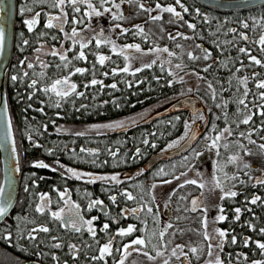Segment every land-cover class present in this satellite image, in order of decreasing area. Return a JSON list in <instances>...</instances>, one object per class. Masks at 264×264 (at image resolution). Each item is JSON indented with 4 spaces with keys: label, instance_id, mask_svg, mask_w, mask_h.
<instances>
[{
    "label": "snow or ice",
    "instance_id": "obj_1",
    "mask_svg": "<svg viewBox=\"0 0 264 264\" xmlns=\"http://www.w3.org/2000/svg\"><path fill=\"white\" fill-rule=\"evenodd\" d=\"M249 3L252 0H248ZM223 4V0H221ZM33 4L40 6V11H35L34 8L21 7L19 9L21 15L23 16L26 13H31V17L23 20V24L26 26L28 32H33L36 25L40 23L42 14L47 16V23L45 24V28L47 29H58L60 33H63V40H67L71 42V47L64 48L63 43H61V48L57 49L55 45L52 46L47 52L44 51V46L41 44L39 47L34 48L35 55L33 60H30L29 57H24L18 61V66L20 71L15 75H11L8 79L12 82L13 85L17 83H24L26 92L23 96H18V99L23 100L26 96L29 103L24 109L27 112L29 109L33 108V104L31 101L36 100L38 93H42L44 97L47 99H39L36 100L37 103L41 105H46L50 108L60 109L63 106V103L68 101L71 97H84L85 91L78 90L81 85H78L76 82L72 80V77L80 74L81 76L86 73L90 74L92 78L87 82L83 83L82 87L87 90L90 86L95 85H103V80H98L95 78L96 76V68L97 64L100 66H104L106 62L111 61V56L100 54L98 52L93 53L95 57L96 63H93L91 68L87 67H75L73 61H87L88 56L86 54V49L89 48L90 45H93L96 49H100L102 46H108L110 51L114 54L122 56L125 60V66L122 68H113L111 69V73L115 75L117 72L120 73H129L130 69L132 71V75H135L138 72H141L143 69H150L157 63L156 59H153L150 63H144L142 67H132V61L138 59V57L131 56L127 54L129 50H135V53H139L141 55H148L151 53H167L168 56L175 57L177 54L173 51H170L167 46L161 48L159 46H153L148 48L147 50L142 49L139 43H127L122 46H117L116 42L110 38V36L106 35V29L103 27L100 28L99 31L95 32L93 37L88 40H84L81 33L83 29L78 30L77 27H72L71 32H66L64 25L67 23H71L73 25L83 24L85 18H104L106 15L110 16L111 20L114 22L112 26V31L120 30V35L128 34L132 32L133 35H139L147 40V36L144 31V27L141 24H134L129 27H124L121 23H115L117 21H124L128 19L127 16V8L122 10V5H133L138 10L149 13V19L153 22L161 21L163 19L162 15H151V13L159 10L160 13H168L172 17L176 18V20L183 21L184 24L187 25L188 28L195 30L197 25L195 23H190L184 20V13H190V8L185 6L182 3V0H175L174 4L171 5H162L160 2L155 4V8L147 7L145 3L141 2V0H97L94 3V0H33ZM82 5H86V8H82ZM110 5V6H109ZM66 6L71 10V13L79 14L83 13L82 16L72 15L70 17L69 11H66ZM177 6H179V11L177 10ZM220 6V5H218ZM233 7H242L244 6V0H241L239 4L231 5ZM58 9L57 14H53L51 11H46V9ZM115 9V11H114ZM11 4L9 0H0V55H3L5 49V42L7 38V28L6 24L8 18L10 16ZM195 12L197 15L201 14V9L196 8ZM70 17V18H69ZM254 19V18H253ZM261 19H264L262 17ZM171 22V21H170ZM89 27V25H85ZM243 29L247 30L250 28V24L246 21L242 22ZM135 29L133 32L132 30ZM229 32L234 33L235 36L230 41H225V45H232L235 47V50L243 54V56L251 62L250 65H246L243 60H231V63H239V67L235 68V72L232 73V77L237 81V89L235 94V100L230 101L220 98V102L217 103V92L215 87L213 86L212 81L206 80L205 77H200V79H204L206 82V94L213 102V106L216 109H223L219 115L213 113L215 120L224 121V127L220 128L215 121L212 122V127L209 130L212 135L206 134L204 136V140L207 142L205 147L208 150H214L217 161L215 164V172L212 174L209 180H204L202 174L200 172H196L195 178L188 179L186 172H181L179 177H175L176 180H180L181 177H185L183 183L179 185L180 188H183L185 185H195L199 189H201L200 196L193 197L190 200L191 208L186 209L191 212H201V216L199 218L201 225V235H202V243L204 244L203 248L198 246L190 247L188 251H185L186 245L183 244H175L171 247L169 252V245L172 244V241L166 239L167 236H175L176 231L182 232L183 229H176V226L172 222H168L164 225L158 232L149 230L147 219L140 220L139 213L146 212V215L152 216L153 221L158 223L155 214L153 213V208L149 206L147 203L140 204L138 207L131 209H121L120 215L127 217L129 215L135 216L138 221H140L142 227H137L136 224H128L127 227H118L115 234L109 236L106 242L101 243L98 238L97 227L95 226V221L100 219L99 216H92L89 219H85L84 216L81 215V207L78 203L71 201L68 189H64V191H60L58 188L54 189L56 191L59 200L56 202H63L64 207H59L57 211L51 210V205L53 203L51 197L48 193H39L38 200L39 203L35 205V212L41 215H44L46 212L50 213L51 217L56 220L62 221V226L69 227L72 231L76 233L82 232L85 228L87 233L91 235L93 240L95 241V251L96 254L88 257V259L92 262H96V264H109V259H111L112 264H143V262L138 259L139 257H143L144 260L148 262H152V264H156L159 260L160 264H172L173 259L176 264H191L190 261V253L196 256V259H200V255H204L206 253L207 259H205L204 264H225V259L223 257V252L226 244L238 245L241 240L244 246H248L250 243L255 245V250H258L262 254H264V239H253L252 237H241L238 239L235 234L234 229H221L219 227H215L214 225L218 222H223L228 219V217L224 214L225 208L222 204L215 205L218 214L214 217L212 221V225H209L208 219V206L205 203V192L207 189L209 193L215 192L219 190L221 193L219 199L224 201L226 198L234 199L237 196L244 195L243 204L245 207H235L233 209L234 220L239 221L241 218L242 211L243 212H251L252 210L247 207L248 204L256 205L258 202L261 206H264V197L260 195L252 194L251 198L245 195L242 192H238L234 189L237 187V183L240 186L246 187L251 186L255 188L257 185L264 188V165H261L260 174L252 175L253 171H256L254 165L249 162L248 159L257 154L264 155V79H257L259 73L255 71L252 72L251 77L243 76L237 77L236 73H240L243 69L250 67L252 65H258L264 67V59L258 58L257 55L252 54V50L250 47H240L237 46V40L245 42V44H250L252 41L250 40L249 35L246 34L245 31H238L236 28L229 29ZM24 33L21 32L20 36L23 37ZM48 35L47 32L41 31L37 34V42H39L42 38ZM176 36H181L184 39H191V37L184 36L183 33L177 32L175 35L168 33V38L175 40ZM52 40H59L60 37L52 36ZM261 46H264V34L259 36L258 41H255ZM23 45H29L30 41L27 39L22 40ZM78 46V51H74ZM217 47H221L218 43ZM176 48H182V45L177 44ZM196 48H201V45L197 44ZM23 51V48H21ZM203 57L194 55L192 51L187 52V57L189 60L196 61L199 59H204L207 61L211 57V53L204 49ZM221 51L223 48L221 47ZM260 52L264 53V47L260 48ZM50 55L51 57H57L59 63H49L40 58V54ZM69 53H73L71 58L69 57ZM215 62V61H214ZM171 59L164 62V64H171ZM164 64L161 65V71H164ZM3 65L0 63V68ZM175 69L183 70L185 67L181 63H177L174 65ZM212 65H207L203 71L207 72ZM223 67L227 68L228 64L225 63ZM50 68H55L57 70L55 78L49 75L48 70ZM39 69V71H37ZM31 70V73L28 71ZM67 70V74H61ZM170 75H174V73H169ZM199 76V73H193ZM103 76H108L109 72L105 71L102 73ZM157 81L160 80V77H154ZM252 80L256 91L253 92L252 89L249 88L248 82ZM180 80H183V77H180ZM143 81H139L138 83H142ZM169 86H171L172 81L169 80L167 82ZM229 84L232 83L230 79L228 81ZM3 81L0 80V151L8 153L9 158L15 159V167L11 169V171L20 172L21 165L19 159V152L17 147V140L14 134V124L13 119L10 115V105L5 99V96L2 92ZM239 86H243L242 88ZM111 88L115 89L117 85L115 83L110 85ZM131 87V84H129ZM223 89V85H221ZM189 92L192 89H188ZM225 91H227L225 89ZM251 97V99H250ZM234 102L237 105V110L233 115L236 117L235 120H231L229 117V113L227 111L229 103ZM117 107L120 105L117 104ZM81 108H85L86 105H81ZM38 113H42L46 115L45 107L41 106L34 109ZM79 111V109H77ZM209 112H212V109H208ZM56 116H60V112H56ZM260 118V122H256V118ZM177 120L180 117H176ZM204 120L205 116L199 110L192 118L191 122H185V128L187 131L185 132V136L189 137V142L195 140L197 138V132L194 130V125L196 120ZM25 122H27V117H25ZM53 125H55V120L50 121ZM131 126H135L136 121H130ZM129 123L124 120H115L110 123L105 124H94L91 125V129L96 130L97 135H101L102 133L99 131L100 129L106 130H116L123 129L127 130ZM241 126H245V130H241ZM42 128L46 131L48 128L47 124L42 125ZM56 132L66 131L65 129L57 126ZM75 136H85L86 132L84 131H76L73 133ZM254 136H258L260 142L257 139H254ZM23 137V133H22ZM27 139L32 141L36 147H41L40 144L36 143L31 134L27 135ZM183 139V137H181ZM142 143L145 145L149 144V140L147 138L142 140ZM176 142L173 144H169V148L173 147ZM155 147V144L151 145ZM253 146L257 150L253 151ZM221 150H223V155ZM49 154L52 153L51 149L47 150ZM75 151V150H73ZM85 151H89L91 154V150H86L84 148L80 149V152L83 153ZM140 148H136L135 154L140 153ZM111 156L115 157L116 152H110ZM196 155H200L199 153H195ZM187 159V158H185ZM95 163V161H92ZM56 164L59 167H55L48 163H45L43 160H35L31 162V166L39 169H51L53 172L59 171L60 169H64V166L59 164V161H56ZM232 166L235 170L232 174L225 171L226 168ZM66 173H70L72 177L77 180H81L87 178L88 183H96L97 181L104 182L106 184H112L113 186L121 185L124 181L120 178L119 174H111V175H98L93 174L91 172H80L74 168L68 167L65 169ZM144 170H140L142 173ZM138 175L140 173H137ZM163 174V169L158 171L156 175ZM241 175L246 177L247 179H241ZM9 184L11 185V178L7 177ZM39 179H44V177H39ZM163 183L168 184L171 183L169 180H164ZM33 185H35V180H33ZM155 188L156 185L153 184L151 186ZM25 192H29V187L25 185ZM107 191V189H105ZM175 194V193H173ZM91 195L90 193L88 194ZM119 195L126 200H136V197L133 196L132 192L124 189L119 192ZM108 199L111 201L113 205L117 203V195H109ZM182 199H187V197H182ZM152 200L155 201V197H152ZM12 206L11 195L8 194L5 196V188L3 185H0V219H3L9 214V208ZM100 207L105 215H108V212L104 209V201L96 198L90 199L87 205V210L91 211L93 208ZM67 209V213H66ZM255 213H253V216ZM24 219V218H21ZM113 222L119 224V221L112 218ZM180 218L177 217V220ZM32 223H35L34 221ZM249 228H251L254 232L258 233L260 236H264V227L257 228L254 224L250 222H245ZM170 229H176L172 232H169ZM110 231V222L106 221L103 223L102 227H100L99 232L108 234ZM50 228L44 224H38L35 227H32L28 232L27 236L24 237L21 234L22 238L36 241L39 233H49ZM141 232V235H136L134 238H131L125 243L119 244L117 246L114 242L116 241V236L120 238L124 237H132L134 233ZM230 237V239H229ZM0 239L9 241L10 243L13 240V233L9 231L7 234L0 235ZM51 240L54 242L51 244V247L54 249H61L65 245L62 243L56 242L58 241V237L52 236ZM155 240V243L153 242ZM69 252H71L75 257H78L81 253L77 249L75 244L67 245ZM86 247L91 248L92 245H86ZM151 249V252L149 251ZM154 253V254H152ZM133 254H136V259H130L133 257ZM199 254V255H198ZM36 255H43L41 252H37ZM231 256L232 253H228V262L227 264H231ZM54 260H57V264H59L58 258L53 256ZM247 260V257H245ZM63 264H67V261H64ZM250 264H264V260L253 259Z\"/></svg>",
    "mask_w": 264,
    "mask_h": 264
},
{
    "label": "trees",
    "instance_id": "obj_2",
    "mask_svg": "<svg viewBox=\"0 0 264 264\" xmlns=\"http://www.w3.org/2000/svg\"><path fill=\"white\" fill-rule=\"evenodd\" d=\"M143 3L146 4L147 7L155 8V4L157 2H160L162 5H171L175 3V0H141ZM182 3L185 4V6L190 8V13H184V20L188 21L190 23H195L197 25L196 29H190L187 27L186 24L183 23V21L176 20V18L172 17L168 13H160L159 10H156V12L160 13L159 15L163 16V20L170 21L173 20L175 24L177 25V28L181 33L184 34V36L191 37V39H184L181 36H176L175 40L169 39L164 43H159L155 39L156 37H150V35L146 34L147 36V42L144 46L145 49H148L150 47L159 46L161 48L167 46L170 51L175 52L177 55L175 57H172L174 63H181L184 65H187L193 70L198 71L202 74L203 77L206 78L208 81L213 82V86L216 89L217 92V103L220 102V98L234 101L235 100V94L237 89V81L235 78L232 77V73L235 72V68L239 67V63H231V60L235 59L237 61L243 60L246 65H250L251 62L248 61L243 54L238 53L235 50V47L232 45H225V41H230L235 36L234 33L229 32V29L236 28L238 31H245L247 35H249L250 40L252 43L245 44V42L238 41L237 40V46L245 47L248 46L252 50L253 55H257L258 58L264 59V53L260 52V48L264 47L259 45L258 43H255V41H258L259 36L261 34H264V19H261L264 17V7H261L259 9H254L246 12H239V13H222L216 10L207 9L202 6H200L195 0H182ZM196 8L201 9V14L197 15L195 12ZM177 10L179 11V6H177ZM115 11V9H114ZM147 13V12H146ZM149 14V13H147ZM151 15H154V12L151 13ZM168 16V17H167ZM254 18V19H253ZM151 21V20H150ZM148 21V23L150 22ZM248 22L250 24V28L245 30L242 27V22ZM18 20L16 21V33H15V40H14V51L12 54V58H14L12 62V65L10 66L9 73H16L17 70L15 68H18V54L23 57L24 55L32 54L34 51V48H36L40 41H46L50 44L53 43H59V41L56 42V40H52V36L60 37V34L56 33L53 30L45 29L44 27H40L39 31L29 33L27 30H24V28L21 27V25H18ZM139 24V23H138ZM145 23H141V25L144 27ZM134 25L131 23L129 25V28ZM41 31L47 32L48 36L42 38L39 42H37V34ZM133 32L135 29L132 30ZM23 32V37L20 36V33ZM127 38L130 43L131 42H139L136 41L138 35H133L132 32H129L128 34L122 35V38ZM27 39L30 41L29 45L22 44V40ZM144 40V38H143ZM187 44L189 50L194 53V55L203 57L204 55V49H207L211 53V57L205 61L204 59H199L196 61L189 60L187 57V52H182L181 48H176L177 44ZM220 44L223 48V51H221V47H217V44ZM201 45V48H196V45ZM24 47V48H23ZM20 48H23V51H19ZM183 53V54H182ZM73 55V53H71ZM15 56L17 58L15 59ZM90 55H88V58ZM95 61V60H94ZM215 61V62H214ZM75 67H87L91 68V62H88L82 66L78 65L77 63L73 62ZM94 63V62H93ZM96 63V61H95ZM227 63L228 67L225 68L223 65ZM211 64L212 67L209 68L207 72H204L203 69ZM107 65L111 66V69L114 68V63H111L108 61ZM161 65H154L153 70H144L139 76H137L136 83L131 81V78L129 79L130 75L125 77L123 80H120V76L118 78L112 79L107 76H103L102 73L105 71L109 72V75L111 74V69H108L106 65L100 66L97 65L96 68V79H103V83L105 84L103 87L101 85H95L90 86L87 90H85V96L84 97H73L72 100L66 101L63 103L62 108L56 109V111L60 112V117L56 116V112L54 110H49L46 112L49 115H52V119L55 121H69V122H99V121H108L111 119L121 118L124 116H128L134 111H138L140 109H143L144 107L156 102L160 98H168L171 96H174L179 91L175 90L172 87L165 86L164 84L167 82V80H163L162 88L160 89L159 81H156L154 77L162 75L163 77H167V75L170 76L168 70H166V64L164 65V71H161ZM152 68V69H153ZM158 71V73H157ZM255 71L256 73H259V76L257 79H264V67L258 66V65H252L250 67H247L243 69L240 73H236L237 77H243V76H249L251 77L252 72ZM49 75H56L57 70L54 68H50L48 70ZM62 74V73H61ZM117 75V74H116ZM115 75V76H116ZM114 76V77H115ZM171 77V76H170ZM92 76L88 73L81 76L80 74H77L72 77V80L76 82L78 85H83V83L90 80ZM232 80V83L229 84L228 81ZM130 81L131 87H129L128 82ZM139 81H143L142 83H138ZM204 83L202 87L198 90V95H200L203 99L206 100V102L212 107V112H210V126L207 130L208 133H210V129L212 127V122L215 121V123L220 127H224V121L221 120H215V117L213 116V113H216L219 115L223 109H216L213 106L212 100L209 98V96L206 94V82L203 79ZM115 83L117 87L115 89L111 88L110 85ZM221 85H223V89L221 88ZM248 86L250 89H252L253 92L256 91L255 85L253 81L250 79L248 82ZM243 87V86H239ZM25 89L24 83H17L14 87L9 86L8 84V96L10 101V108H11V114L14 124V131L16 135L18 150H19V157H20V163H21V183H20V192H19V200L16 208L8 218L7 222L0 226V235L7 234L9 231L13 233V240L10 243L9 241H5L0 239V254H6L5 255H11L14 259L23 261L25 259H28L29 257L36 256L37 252H40L42 248H45L46 246L51 247V244L54 243L51 240L52 236L58 237L59 243H62L65 245L61 249H56L61 254L60 259L63 261L64 259L70 261L72 259V254L67 251L68 247L67 245L70 244L71 241H74L79 244H87V245H93L95 241L91 237L89 233L87 234H80L82 236H79L78 233H71L67 230H64L61 223L57 221L56 219L49 217V214L41 215L39 213L35 212V205L36 203H39L38 195L39 193H48L51 197L53 203L51 205V209L55 210L58 207L61 206L62 203L59 202L57 204L56 202L59 200L58 195L54 189H59L60 191L63 190V188H67L71 191L74 198L79 199L82 203L88 204L89 200L87 198L89 197V193L94 196H102L101 194V187H99V184L92 185L91 183H88L87 181L81 182L73 179H69L66 177H63L62 175L58 174V172L50 171L49 169H39L34 168L31 166V162L35 159H41L44 158L45 160L49 161V159H57L59 162H63L66 165L75 166L80 169L89 170V171H96V172H114V171H124L128 170L130 168L129 165L126 166H117L112 164L109 159L107 158L108 153L107 149L104 147H101V144L96 140V138L91 136H68V135H60L58 133L53 132L55 128L53 126H50L51 123L49 121H52L48 118H45L42 113L36 112L33 109H29L27 112L24 111L29 101L27 100L26 96L23 100L18 99V96H23L25 92H22V90ZM225 89L227 91H225ZM14 90H17L14 92ZM20 90V91H19ZM159 96V97H158ZM46 97L43 96L42 93H38L36 100L43 99ZM251 99V97H250ZM19 100V102H18ZM36 103V105L33 104L34 107L37 108L38 103L34 100L31 101ZM119 104L120 106L117 107L116 105ZM81 105H86L85 108H81ZM79 109V111H77ZM237 110V105L234 102H230L228 106V113L231 120H235L236 117L233 115ZM38 115L39 117L35 118L37 120H32L31 117ZM184 116V115H182ZM25 117H27V122H25ZM176 115H173L172 117L160 119L158 121H155L154 124L151 126L145 127L143 130L151 131V128L153 126H156L157 124L161 123L163 124L161 129V132H165L167 129H169L171 126L166 124L169 121H172L176 119ZM64 118V119H63ZM174 122V121H173ZM256 122H260V118H256ZM47 124L48 128L45 131L42 128V125ZM178 127L180 129L179 133L177 135H180L182 133V124L181 121L178 122ZM241 130H245V126H241ZM206 132V133H207ZM23 133V137H22ZM136 133V132H135ZM138 133V132H137ZM31 134L33 136V139L36 141V143L40 144L41 147H36L32 141L27 139V135ZM133 133H130L128 135L126 134H117L115 136H111V138H108V140H120L129 137ZM176 135V136H177ZM261 135H264V133H261ZM176 136H171V138H176ZM254 139H257L258 142V136H254ZM74 141L75 146H69L70 143ZM127 143L124 144L128 148L129 141L126 139ZM100 142H102L100 140ZM112 144V141H107L106 145L110 146ZM81 146H94L99 147L103 151V155H100L102 157V160H98L97 157L79 154L78 147ZM48 149L52 150V153L49 154L47 151ZM75 150V151H73ZM121 151H126L125 148L122 146ZM253 151L256 152L257 150L253 146ZM122 153V152H121ZM75 156L73 157V155ZM124 153H122L123 155ZM129 155V153H128ZM71 158H69V157ZM82 157L84 160L78 161V158ZM132 156H129V159ZM255 157L260 159V155L257 154ZM92 161H95L93 163ZM104 163L106 166H104L102 163ZM259 162V161H258ZM131 164V163H130ZM256 171L252 172V175H259L260 174V168L261 165H263L261 162L253 164ZM242 176V175H241ZM0 177H1V160H0ZM39 177H44V179H39ZM165 177V176H164ZM242 179V178H241ZM33 180H35V185H33ZM27 185L29 187V192L24 191V187ZM236 190L238 192H242L245 195L251 198L252 194L260 195L261 197H264V188L257 185L255 188L251 186L242 187L237 183ZM244 201V195L237 196L234 199H228L226 198L224 201H222V205L225 208V215L228 217V219L224 222H222L223 229L233 230L235 231V234L237 235L238 239L241 237H252L255 239H264V236H260L258 233L254 232L251 228L247 226L245 222H250L254 224L257 228L264 227V206H261V204L258 202L256 205L248 204L247 207L250 208L251 212H243L241 214V218L239 221L234 220V214L233 209L235 207H241L242 210L245 207L243 204ZM253 213L255 215L253 216ZM24 218V219H21ZM35 223H32V222ZM7 224L6 227H4ZM38 224H46L50 228L49 233H39L38 238L36 241H31L25 238L21 237V234H23L24 237L27 236V232L32 228L35 227ZM112 232L110 229L109 233ZM102 238H99L100 241L105 240L106 235H102ZM230 239V237H229ZM85 251H89L88 249H85ZM68 252V253H67ZM228 253H232L231 256V264H250L251 260L253 259H259L264 260V254L259 252L258 250H255V245L249 244L247 247L244 246L242 240L238 245H231L226 244L223 252V257L225 259V264L228 262ZM247 257V260L245 259ZM43 258V257H42ZM84 255H79L78 259L85 260ZM44 260V259H43ZM191 264H204V260H200L197 262V259L195 258L193 260L192 256H190ZM64 262V261H63ZM62 262V263H63ZM81 262V261H80ZM85 263V262H84ZM70 264L72 262L70 261Z\"/></svg>",
    "mask_w": 264,
    "mask_h": 264
},
{
    "label": "rangeland",
    "instance_id": "obj_3",
    "mask_svg": "<svg viewBox=\"0 0 264 264\" xmlns=\"http://www.w3.org/2000/svg\"><path fill=\"white\" fill-rule=\"evenodd\" d=\"M95 2H97V0H94V3ZM21 7L34 8L35 11H40V6L33 4V0H22L20 3H18L16 10H15V18H14V20H15V31H16V21L17 20L19 21L18 25H21V27L24 28V30H27L26 26L23 24V20L30 18L32 15L31 13H26L22 16L20 11H19V9ZM81 7L86 8V5H82ZM125 8H127L126 14L128 16V19H126L124 21H117L115 23H121L124 27H129V25L131 23H133V24L145 23L144 24L145 34L150 35V37L155 36L156 37L155 40L157 42H159L160 44L164 43L168 40V33L175 35L177 32H180L179 29L177 28V25L175 24V22L173 20H170L171 21L170 22V21H165L162 19L161 21L153 22V21H150L149 14H147L144 11L138 10L135 6H133V5H122V10ZM46 11H51L53 14H57L59 10L58 9L53 10V9L48 8V9H46ZM66 11H69L70 17L72 15H76V16H82L83 15V13H79V14L71 13V10L67 6H66ZM219 12H221V11H219ZM222 13H225V12H222ZM159 14L160 13H158L156 11L154 12V15H159ZM42 17H45L44 20L47 23L46 15L42 14ZM42 17H41L40 23L36 25L33 32L39 31L40 27L45 26L44 21L42 22ZM148 21H150V22L148 23ZM113 23L114 22L111 20L110 16L106 15L104 18H91V19L85 18L83 24L75 25V27H77L78 30L81 29V27L86 28L85 31H86L87 37H86L85 41L88 39H91L93 37V35L95 34V32L99 31L100 28L103 27L104 29H106V35L109 36V34H110V38L116 42L118 48H119V46L130 43L128 40H126L127 38H124V37L122 38V35H120V30H116L114 32L111 30ZM85 25H89V27H86ZM65 26H66L65 31L69 32V33L71 32V28L74 27L71 23H67V24H65ZM57 31H58V29H57ZM15 33L16 32H14V34ZM60 38L61 39L56 40V42L59 41V43H57V44L53 43L51 45H49L48 42L42 40L39 42L38 47L41 44H43L45 52H47L49 49H51L53 45H55V47L57 49H60L61 43H63L64 48L71 47L70 41L63 40V33L60 34ZM14 40H15V35H14ZM136 41H139L137 43H139L141 45L142 49H145L144 46H142V45H146L147 40L146 41H145V39L143 40V37L138 35ZM131 43H135V42H131ZM13 49H14V44H13ZM13 49H12V53L14 51ZM78 50L79 49L77 46V48L74 49V51H78ZM145 50H147V49H145ZM180 50L182 52H187L189 50V48H188L187 44L184 43V44H182V48ZM19 51H21V48ZM85 51H86L87 56L90 55V57L88 59H89V62H91V64H93V62L95 63V61H94L95 57L93 56V53L98 52L100 54L111 56L110 62L114 63V68L119 69V68H122L125 66L126 62H125L124 58L122 56H119L117 54L112 53L108 46H102L100 49H96L94 46V43H93V45H90L89 48L86 49ZM127 54H130V57L131 56L138 57V59H135L132 61V67L133 68L142 67V65L144 63H150L153 59L157 60V63L155 65L164 64L165 61L171 59L172 63L170 65L169 64H166V65L164 64V65L166 66V70H168L169 73L170 72L174 73V75H170L171 77L169 75H167V77H163L162 75H159L156 77H160V80H159L160 89L162 88L161 86L163 85V80L165 79V80H167V82L169 80L172 81L171 86H169V84L167 82L164 84L165 86L172 87L179 92L177 94H175L174 96L169 97V99L163 100V98H160V100L158 99L156 102L144 107L143 109H140L138 111H134L131 114H129L128 116H124V117H121L119 119H115V120H124V121L129 123V126L127 127V131L125 134L126 135H128L130 133H133V134L129 135V137L124 138V139L108 140V138H111V136H115L117 134H120V133H114V131H116L118 129H116V130L100 129L99 131L102 134L97 135L96 130L91 129V127H90L91 125H94V124H105V123H110V122L115 121V120L99 121V122L55 121V125H53L51 123L50 126H53V128H55V129L57 126H59V127L66 130V131H62V132L58 133L54 129L53 132L58 133L60 135L64 134V135H68V136H75L73 133L76 131L86 132L85 136H91V137L96 138V140L101 144V147H104L105 149H107V153H108L107 158L109 159V161L112 164L117 165V166H126V165H130V163H135L136 169H134V170H136V173L134 175H132V178L126 179L127 180L126 181V180H123L121 178V174L123 172H126V171H131L132 169H128V170H124V171L119 170V171H114V172H96V171H89V170L86 171L84 169H80V168H77L75 166L66 165L63 162H59V164L63 165L64 169H60L59 172L58 171L57 172H58V174H60L62 176L65 175L66 178L73 179V180H77V179H75L74 177L71 176L70 173H66V171H65V169L68 167L74 168L80 172H91L93 174L99 173L98 175H111V174H119L120 175V178L124 181V183L121 185H116L115 193H116L118 188L120 189L119 192L124 190V189H127L128 191L132 192L133 196L136 197V200H126L125 198L121 197L120 195L118 196L117 194H114V195H117V203L115 205L109 204L111 207V210H110L108 216H110V219H111L110 229L112 230V232L108 233L109 236L112 234H115L118 227H123V226H121L122 224L126 225L125 227H127L128 224H136L137 227H142L140 221H138L135 216L129 215L127 217H124V216L120 215V212H121V209H125V208L131 209V208L138 207L140 204L147 203L149 206H151L153 208V213L155 214L157 220L159 221L158 223H155L153 221L152 216L146 215V212L139 213L141 221L144 219H147L149 230H153V231L158 232L168 222H172L176 226V229H183L182 232L176 231L175 236L169 235L166 237V239L172 241V244L169 245V252H170L171 247L174 246L175 244L186 245L187 247L185 248V251H188V249L190 247H194V246H198L200 248H203L204 244L202 243V235H201V231H200L201 225H200V221H199V218L201 216V212L200 211L191 212V211L186 210V209L191 208L190 200L193 197L200 196L201 189H199L195 185H185L183 188H180L179 185L183 183V180L185 179V177H181L180 180H176L175 177H179L181 172H186L187 173L186 178H188V179L195 178L196 172L198 171L202 174V177L204 180H209L211 178L212 174L215 172V164L217 161V157H216L214 150L210 151L205 147V144L207 142L204 140V136L206 134L212 135L213 133H211V132L206 133L205 132L206 129H205L202 134L200 133L201 135L198 137V139L195 141V143L189 148L188 151H186V152H184V153H182V154H180V155H178L172 159L161 160L159 162H155L149 170H146L145 167H147L151 163V161L153 160L154 157L158 156V154H161L162 152L170 151V150L176 148L179 144H181L186 139L187 136H185V132L187 131V129L185 128V122L186 121L191 122L192 118L195 116L197 111L194 113H191L189 110H182V111H178L174 114L168 115L169 118L172 117L173 115H176L177 117H180V119L179 120L174 119L172 121L167 122L166 124L170 125L171 127L169 129H167L165 132H161L160 128L163 125L161 123L157 124L156 126H153V128H151V131H147V130H143V129L147 126L148 127L151 126L152 124H154L155 121H158L160 119H164L166 117L158 118L154 121H151L150 123H144V124L142 123L144 120L151 118V116L155 112L159 111L161 108H163L169 102H171L177 98L184 97V96H190V97L197 98L200 101V103L203 105L202 108L199 109V111L202 112L204 114V116H207V115L209 116L210 112L208 111V109L209 108L212 109V107L206 102L205 99H203L200 95L197 94L198 90L202 87V85L204 83L203 79H200L202 74L196 70L191 69L190 67H188L187 65H184V64H182L185 66L183 68V70L175 69L174 65L176 63H174L172 57L170 58L167 53H151L148 55H141L139 53H135L134 50H129V52ZM35 55H37L35 52H33L32 54H29V55H24L23 57H21V55L18 54V57H19L18 61L20 59H23L26 56L29 57L30 60H33ZM71 56H72L71 53H69L70 58H71ZM16 58H17V56H15V59ZM40 58L49 62V63H53V64L59 63V60L57 57H51L50 55H44L43 53L40 54ZM13 60H14V58L11 59V61H13ZM73 62L77 63L78 65L84 66L88 62V60L87 61H73ZM107 63L108 62H106V64H105L106 67L108 69H111V66L107 65ZM11 65H12V62H10V65H9L8 70L6 72V75H5L6 98H7L9 105H10V101H9V96H8V84L11 87H14L15 85H13L12 82L8 78L11 75H15V74H17L18 71H20V68L18 66V68H15L17 70L16 73H12V72L9 73ZM152 68L146 69V70L155 71V69L154 68L152 69ZM144 70L145 69H143L141 72L136 73L135 75H132V71L130 69L129 73L117 72L116 73L117 75L115 74L116 76L111 73L107 77L115 80V78H118L120 76V80H123L125 77L130 75L129 79L131 78V81L136 83L137 76H139ZM28 71L31 73V70H28ZM37 71H39V69H37ZM157 73H158V71H157ZM193 73H199V76H197ZM62 74H67V70H64V72ZM50 76L55 78V76H53V75H50ZM180 77H183L182 81L180 80ZM98 80H103V79L100 78ZM155 80L157 81V79H155ZM128 84H130V81L128 82ZM103 85H105V84L103 83ZM188 89H192V91L189 92ZM78 90L85 91V89L83 87H80ZM15 91H17V90H14V92ZM22 92H26V88L24 90H22ZM43 99L46 100L47 98L46 99L43 98ZM72 99H73V97L69 98L68 101H70ZM34 101L36 102V100H34ZM18 102H19V100H18ZM31 103L34 104V102H31ZM34 105H36V103ZM41 106H44L45 111H47V112L49 110H54V112H57L55 108H50V107H47L46 105H41L39 103H38L37 108L41 107ZM35 108L36 107L33 106L32 109L34 110ZM10 115L12 117L11 108H10ZM44 115L45 114H43V116ZM182 115H184V116H182ZM51 116L52 115H49V118H48V114H46V116H44V117L48 118V119L51 118L50 120H54V119H52L53 117H51ZM37 117H39V116L35 115L31 118H32V120H37V119H35ZM131 120L136 121L135 126H131V124H130ZM179 121H181L183 128H182V133L180 135H177L180 131V129L178 127ZM203 121L204 120L197 119L195 125L201 124ZM201 128H203V124H201ZM14 133H15V131H14ZM171 136H174V137L176 136V138H171ZM15 137H16V135H15ZM181 137H183V139H181ZM145 138H147L149 140L148 145H145L142 143V140ZM126 139L129 141L128 142L129 143L128 148L126 146H124V144L127 143ZM100 140L102 142H100ZM107 141H112V144L110 146H107L106 145ZM173 142H176L175 145L173 147L169 148V144H173ZM152 144H155V147H152L151 146ZM73 145L75 146L74 141H72L69 146H73ZM122 146L125 148L126 151H121ZM79 148H84L86 150H91L93 152L91 154H89L87 152H83V153L79 152V154L98 157L99 160H102V157L100 155H103L104 153H103L101 148L96 147L95 151H93L94 149L91 146H81V147H78V149ZM136 148H140V150H141L140 153L135 155V158H133L132 160H131L132 157L129 159V156L131 154H132V156H133V154H135ZM110 152H116V156L115 157L111 156ZM121 152L124 154L122 155ZM221 152L223 155V150H221ZM128 153H129V155H128ZM195 153H199L200 155H196ZM74 156H75V154L73 155V157ZM67 157H69V156H67ZM69 158H71V157H69ZM185 158H187V159H185ZM19 159H20V157H19ZM0 160H1V154H0ZM36 160H43L45 163H48V164L53 165L55 167H59V165L56 164L57 159H49V161H47L44 158H41V159H36ZM82 160H84L82 157L78 158V161H82ZM33 161H35V159ZM249 162L252 164H256V163L261 162L264 165V155H260V159L253 156L249 159ZM20 165H21V163H20ZM142 169L144 171L141 173L140 170H142ZM161 169H163V174L156 175V173L158 171H160ZM49 170L52 171L50 168H49ZM234 170L235 169L232 166H229L228 168L225 169V171L229 172V174H232V172ZM137 173H140V174L138 175ZM241 178L244 180L247 179L243 175L241 176ZM164 180H169V181H171V183L165 184V183H163ZM77 181L85 182V181H87V178L77 180ZM129 181H131V182H129ZM97 182L96 183L99 184V187H101V184H104L103 189L109 190V189L113 188L112 184H106V183L100 182V181H97ZM20 183H21V171H20ZM91 184H93V183H91ZM153 184L156 185L155 188L151 187ZM0 185H3L2 162H1ZM125 185H127V186H125ZM64 189L65 188H63L62 191H64ZM234 190H236V189H234ZM19 192H20V184H19ZM68 192L70 195L71 191L68 190ZM204 192H205V197H204L205 203L209 209L208 219H209V225L211 227V226H213L212 221H213L214 217L218 214V211H217L215 205L222 204V201L219 199L221 193L219 192V190H216L215 192L209 193L207 191V189H205ZM173 193H175V194H173ZM153 196L155 197V201L152 200ZM182 197H187V199H182ZM96 198L97 197L92 194V196H89L87 198V200L88 199H96ZM19 199L20 198H19V193H18L16 206L18 204ZM86 205H88V204H86ZM16 206H15V208H16ZM62 207H64V205ZM57 210H58V208L55 209L54 211H57ZM66 213H67V209H66ZM11 214H12V212H11ZM47 214H49V217L51 216L50 213L46 212V215ZM10 215H9V217H10ZM177 217H179L180 219L177 220ZM8 218L5 219L4 222H2L0 224V226L5 224L8 220ZM112 218H115V220L119 221V224L113 222ZM57 221L62 222L61 220H57ZM221 224H222V222H218L214 226L223 229V226ZM44 225H46V224H44ZM6 226H7V224L4 227H6ZM62 227L65 228L64 226H62ZM67 228H69V227H67ZM176 229H170L169 232H172ZM71 233H74V231L71 230ZM81 233L82 232L78 233V235L82 236V235H80ZM141 234H142L141 232H137V233H134L132 237H124V238H120L119 236H116V241L114 243L117 246H119V244L125 243L128 240H130L131 238H134L136 235H141ZM107 239L108 238L106 237L105 240L100 241V242L104 243V242H106ZM153 242L155 243V240ZM70 244H75L77 246V249L80 251L81 255H84V257H85V258H83L85 260H80V259H78V257L74 258L73 254L70 252L72 254V259H70L72 264H96V262H92L88 259V257L92 256L93 254H96L95 243H93L91 248L86 247L87 244H79V243H76L74 241H71ZM85 249H88L89 251L87 252V251H85ZM39 251L41 253H43V255H44L43 249H41ZM67 251H69V250L67 249ZM149 251L151 252L150 248H149ZM5 254H6V252H5ZM5 254H0V264H24L25 262H27L29 264L28 261L31 259H35V260L39 259L40 261L42 259H44L43 256H42L43 258L42 257L40 258V255L39 256L36 255L33 257H29L28 259H25L23 261H20V260H17V259H14L13 257H11V255H5ZM152 254H154V253H152ZM59 256H61V254H59L57 256L59 264H62L63 261H67L65 259L63 261H61ZM190 256H192L193 260L196 258V256L192 255L191 253H190ZM136 258H137L136 254H133V257L130 259H136ZM47 259H53V258H47ZM138 259H140L143 262V264H152V262H148V261L144 260V258L142 256L139 257ZM205 259H207L206 253L204 255H200V259L197 260V262H199L200 260L205 261ZM53 261L57 262V260H54V259H53ZM70 261H68V264H70ZM33 264H41V263L39 261H35ZM109 264H112L111 259H109ZM156 264H160V261L158 260L156 262ZM172 264H176L174 259H173Z\"/></svg>",
    "mask_w": 264,
    "mask_h": 264
},
{
    "label": "water",
    "instance_id": "obj_4",
    "mask_svg": "<svg viewBox=\"0 0 264 264\" xmlns=\"http://www.w3.org/2000/svg\"><path fill=\"white\" fill-rule=\"evenodd\" d=\"M197 3H199L202 7L212 10H217L221 12H243L248 11L250 9L258 8L259 6L264 5V0H252L251 3L248 2V0H244V6L242 7H233L231 5L233 4H239L241 1L238 0H223V4L221 3V0H195ZM9 3L11 4V10H10V16L8 18L6 28H7V38L5 42V49L3 55H0V63H2L3 67L0 68V80L3 81L2 85V92L6 98V87H5V75L8 70V67L11 62L12 57V49L14 44V32H15V10H16V0H9ZM220 5V6H218ZM0 15H3V13H0ZM202 104L200 101L195 97L190 96H184L181 98H177L171 102H169L167 105H165L163 108H161L159 111L155 112L151 118L144 120L142 123H150L151 121H154L161 117H166L168 115L174 114L178 111L182 110H189L191 113H194L202 108ZM207 126V121L204 123L203 128H201V124H196L194 126V130L197 132V138L195 140H192L189 142V137L187 136L186 139L179 144L176 148L162 152L161 154H158V156L154 157L151 163L145 167L146 170H149L155 162H159L161 160H169L172 159L186 151L189 150V148L195 143V141L198 139V137L204 132ZM127 130L118 129L114 131V133H125ZM113 133V134H114ZM201 133V134H200ZM15 134V133H14ZM16 138V137H15ZM18 147V145H17ZM19 152V151H18ZM89 153V151H85ZM91 153H93L91 151ZM1 154V162L3 167V186L5 188V196L8 194L11 195L12 200V206L9 208V214L4 217L3 219H0V224L4 222L5 219L9 217L11 212H13L18 198L19 193V184H20V172L11 171V169H14L15 167V159L9 158L8 153H5L3 151H0ZM136 173V170L126 171L121 174L122 179H130L132 178V175ZM7 177L11 178V185L9 184Z\"/></svg>",
    "mask_w": 264,
    "mask_h": 264
},
{
    "label": "flooded vegetation",
    "instance_id": "obj_5",
    "mask_svg": "<svg viewBox=\"0 0 264 264\" xmlns=\"http://www.w3.org/2000/svg\"><path fill=\"white\" fill-rule=\"evenodd\" d=\"M22 0H16V7H17V5H18V3H20ZM47 17V16H46ZM45 17H42V22L44 21V23L46 24V22H45ZM73 25V24H72ZM74 27H75V25H73ZM45 27V26H44ZM64 28L66 29V26L64 25ZM47 29V28H46ZM81 29H83V31H82V33H81V35H82V37L84 38V40L86 39V31H85V29L86 28H82L81 27ZM81 29H79V30H81ZM49 30H53V31H55L56 33H60L59 31H57V29H55V28H53V29H49ZM61 34V33H60ZM109 36H110V34H109ZM134 52H135V50H134ZM79 98H81V97H79ZM116 119H119V118H116ZM112 120H115V119H111V120H108V121H112ZM125 134V133H124ZM91 147H93V151H95L96 150V147H94V146H91ZM80 149L81 148H79V152H80ZM95 153V152H94ZM135 155H137V154H133V156H132V154H131V156H132V158H131V160L133 159V158H135ZM97 159L99 160V158L97 157ZM104 163H106V165H107V162H103L102 164L104 165V166H106ZM130 168L129 169H132V170H134V169H136V164L135 163H131L130 165ZM99 174V173H98ZM124 180V179H123ZM127 181V180H126ZM129 182H131V181H129ZM128 182V183H129ZM98 183V182H97ZM97 183H95V184H97ZM95 184H92V185H95ZM127 184V183H126ZM104 184H101V194L103 195V197L102 196H96L97 198H99V199H101V200H103L104 201V209L108 212V214H109V212H110V210H111V207H110V205L109 204H112L111 203V201L108 199V196L109 195H114V194H117L118 196H119V188L117 189V191H116V193H115V187L116 186H112L113 188L112 189H107V191H105V189H103V186ZM125 186H127V185H125ZM70 198H71V201H74L75 203H78L79 205H80V207H81V215L82 216H84V218L85 219H89V218H91L92 216H99L100 217V219L98 220V221H95L94 223H95V226L97 227V231H98V238H102L101 237V234L102 235H106V237L107 238H109V235L108 234H105V233H102V232H99V229H100V227H102V225H103V223L104 222H106V221H108V222H110V224H111V219H110V216H108V215H105L104 214V211L100 208V207H97V208H93L91 211H88L87 210V205H86V203H82L79 199H77V198H74L73 197V195H72V193L70 194ZM60 203H62L61 205L63 206V202H60ZM89 203V202H88ZM62 206H60V207H62ZM59 208V207H58ZM54 211V210H53ZM61 223V225H62V222H60ZM121 226H123V227H125L126 225H124V224H122ZM64 230H67L68 232H71V230H70V228H67V227H65V228H63ZM74 233H76V232H74ZM81 234H87V231H86V229L85 230H83L82 231V233ZM43 250H44V255H40V258L43 256L44 257V260L42 259L41 261L39 260V259H31V260H29L28 262H29V264H33L35 261H39L41 264H57V262H55V261H53V259H47V258H53V256H55V257H57L60 253H59V251H57L56 249H54V248H52V247H45V248H42ZM59 258H60V256H59ZM33 260V261H32ZM24 264H28L27 262H25ZM63 264V263H62ZM67 264H68V262H67Z\"/></svg>",
    "mask_w": 264,
    "mask_h": 264
},
{
    "label": "bare ground",
    "instance_id": "obj_6",
    "mask_svg": "<svg viewBox=\"0 0 264 264\" xmlns=\"http://www.w3.org/2000/svg\"><path fill=\"white\" fill-rule=\"evenodd\" d=\"M238 1H241V0H238ZM261 7H264V5H262V6H259L258 8H254V9H259V8H261ZM254 9H250V10H254ZM250 10H248V11H250ZM243 12H246V11H243ZM228 13H239V12H237V11H233V12H228ZM49 45H51L50 43H48ZM38 47V46H37ZM34 52V51H33ZM11 59H12V57H11ZM165 99H169V97L168 98H165ZM165 99H163V100H165ZM166 118H168V116H166ZM207 121V126H206V131L205 132H207V130H208V128H209V126H210V122H211V119H210V115L208 116H205V119H204V121L201 123V124H203L204 125V123ZM251 158V157H250ZM250 158H248V160L250 159ZM247 159V158H246ZM63 177H66L65 175H63Z\"/></svg>",
    "mask_w": 264,
    "mask_h": 264
}]
</instances>
